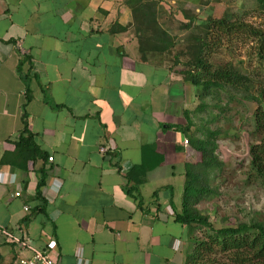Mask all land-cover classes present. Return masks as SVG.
I'll list each match as a JSON object with an SVG mask.
<instances>
[{"label":"crops","instance_id":"obj_1","mask_svg":"<svg viewBox=\"0 0 264 264\" xmlns=\"http://www.w3.org/2000/svg\"><path fill=\"white\" fill-rule=\"evenodd\" d=\"M131 23L125 0H0V264L22 255L2 228L59 264H184L185 135L174 126L188 86L141 57ZM23 111L45 156L26 169L10 162Z\"/></svg>","mask_w":264,"mask_h":264},{"label":"rangeland","instance_id":"obj_2","mask_svg":"<svg viewBox=\"0 0 264 264\" xmlns=\"http://www.w3.org/2000/svg\"><path fill=\"white\" fill-rule=\"evenodd\" d=\"M148 1L153 3L157 22L176 44L166 52L150 51L151 61H165L173 78H181V75L172 74L173 70L190 60L188 53L195 48V40L200 36L203 41H209L211 51L207 58L213 69L224 68L233 73L234 82H224L207 91L200 88L194 93L192 84L186 83V105L182 112L184 125L188 126L183 139L184 170L187 163H197L192 158L187 159L190 137L213 138V153L218 162L204 176L195 170L199 178L194 186L208 191L192 199L190 209L206 217L215 228L234 227L240 223L264 225V177L253 168L250 152L252 146L264 142V131L256 129L254 122L256 98L262 100L264 90V56L259 52L260 46L264 50V0ZM221 18L233 22L234 29L226 32L210 26L213 20ZM239 24L262 31V35L249 34ZM175 54L179 59L174 61ZM184 111L188 112L187 118ZM210 131L216 132L214 137L208 134ZM188 179L189 175L185 174V181ZM203 231L202 227L191 228L186 254L192 247V239L202 238ZM228 256L216 253L210 258L238 264L232 263Z\"/></svg>","mask_w":264,"mask_h":264},{"label":"trees","instance_id":"obj_3","mask_svg":"<svg viewBox=\"0 0 264 264\" xmlns=\"http://www.w3.org/2000/svg\"><path fill=\"white\" fill-rule=\"evenodd\" d=\"M261 2L262 0H258ZM125 4L129 7L132 15V25L134 29V34L138 38L139 51L141 57L146 58V52H166L170 48L175 47L176 44L173 38L166 30H164L156 19V11L154 9L153 3L148 0H125ZM244 30L247 33L256 35L259 37L262 35V31H257L244 24ZM215 28L222 31H231L234 29L235 24L226 20L225 18L213 20L212 24ZM122 29L125 26H120ZM195 40V48L191 50L188 54L190 60L185 62L179 68L173 70L174 73L181 75L182 79L186 82L192 84L197 90L202 89V91H207L211 88H216L217 86H222L224 82L231 83L234 82L232 79L233 73L228 69L213 67L208 62V54L210 49L209 41H203L200 36ZM194 41V39H193ZM263 38H261V42ZM263 45V44H262ZM259 52L264 56L263 46H260ZM26 59V58H24ZM22 59V61L24 60ZM174 61L179 59L178 54L173 56ZM173 61V63H174ZM176 63V62H175ZM174 63V64H175ZM21 67V61L19 62V70L22 73L23 80L28 78ZM187 67V68H184ZM262 100L256 98L258 101L257 107L254 112V122L256 129L264 131V90L262 91ZM30 99L27 96L26 102ZM25 105H23V110H25ZM186 118L188 117V112L184 111ZM23 128L20 132L19 137L14 141L15 144V160H10L11 163L21 166L24 169L27 167V163L34 162L37 157H45L43 152L37 147L33 141V135L28 129L27 120L25 118V112L22 114ZM169 127H172L171 125ZM177 130L181 131L183 134L188 129L186 125L174 126ZM215 131H210L208 134L211 137L215 136ZM191 148H188L189 154H187V159H194L197 163L186 164L185 174L189 175L190 179L185 181L181 210L175 213V221L182 225L191 228L202 227L204 228L202 238L192 239V247L189 253L186 254L185 263L186 264H214L218 259H211V255L226 254L229 255V260L232 263L238 264H264V225L261 223H240L234 227H220L215 228L206 219V217H201L196 215L195 210L190 209L191 200L196 198L200 193H205L208 190L199 185L194 186V181L198 180L199 173L195 170H199L201 175L208 173L210 169L216 167L218 163L215 160V155L213 153L214 144L211 140L207 139V136L203 138L190 137ZM188 140V141H189ZM251 163L253 168L258 172V174L264 177V142L258 143L251 147ZM200 157V158H199ZM200 159V160H199ZM8 161L6 160L5 154L0 158V163ZM139 169L142 168L139 164ZM42 169H40L41 171ZM137 172L139 171L137 168ZM131 170H129L127 177L131 178ZM44 179L39 177L37 188L43 184ZM37 193V196H39ZM207 261V262H206ZM206 262V263H205ZM216 264H226L225 262H217Z\"/></svg>","mask_w":264,"mask_h":264},{"label":"built area","instance_id":"obj_4","mask_svg":"<svg viewBox=\"0 0 264 264\" xmlns=\"http://www.w3.org/2000/svg\"><path fill=\"white\" fill-rule=\"evenodd\" d=\"M186 141V140H185ZM108 146L101 145L99 147V152L106 154L108 151ZM48 161H52L53 157L48 156ZM14 196H19L20 191L14 192ZM23 209L25 212L30 210L28 205H24ZM170 214L173 211L169 210ZM2 233L15 245L17 250L21 252V256H18L14 264H59L58 259L53 252L47 248H40L35 246V244L29 239V237L24 234V230L19 235L2 228ZM24 252V253H23Z\"/></svg>","mask_w":264,"mask_h":264}]
</instances>
